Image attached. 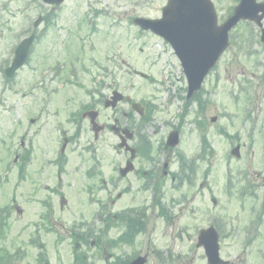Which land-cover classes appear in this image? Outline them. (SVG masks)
Returning <instances> with one entry per match:
<instances>
[{"label": "rangeland", "instance_id": "1", "mask_svg": "<svg viewBox=\"0 0 264 264\" xmlns=\"http://www.w3.org/2000/svg\"><path fill=\"white\" fill-rule=\"evenodd\" d=\"M116 1L110 14L105 9L107 0L94 5L105 13L96 19L93 31L83 19L89 11L86 0H68L58 11V23L66 24L70 36L65 48L53 28L34 46L29 63L9 87L0 75V170L5 167L6 171L0 175V206L14 197L17 204V212H11L2 230L0 246L6 249L2 252L15 248L17 264H124L120 260L133 254L146 256L145 264H206L202 248L196 247V234L216 224L221 258L230 264H264L262 179L258 188L243 193L247 180L254 181L256 174L264 176V44L259 39L260 28L252 22L238 23L230 33L232 43L203 82L198 97L186 100V80L171 50L130 21L135 16L158 17L165 0ZM129 2L140 6L132 7ZM212 2L219 23L237 4V0ZM13 31L0 37V64L16 43ZM20 33L17 31V42ZM76 57L80 61L74 75L65 68L58 72L56 66L75 62ZM52 65L48 73L39 70ZM246 79L251 81L250 91ZM113 89L154 105L144 126H137L139 117L132 115L142 138L135 167L147 170L153 157L152 162H158L167 153L162 150L164 138L176 130L178 151L194 166L191 180H183L179 189L168 187L162 194L160 189L155 190L157 194L144 191V177L136 174L118 180L117 168L124 165L122 150L115 149L118 139L107 128L93 140L87 120L80 123L81 135L65 143L66 165L56 161L62 132L71 137L77 127L72 113L92 103L98 91L109 95ZM119 108L118 118L128 111L125 104ZM100 110L104 111L98 122H111V111L103 106ZM221 128L227 135L219 134ZM200 135L206 136L207 143L198 159ZM136 141L135 135L130 144ZM236 144L240 145L238 158L230 155ZM15 150L18 159L20 154L27 155L21 171L18 159L14 162ZM152 194L165 206L163 218L150 205ZM142 208H146L144 220L130 222L142 230L130 241L117 240L126 229L117 224L116 214ZM98 212L108 215L106 221L99 222ZM93 225L92 236L82 241L80 233L84 235ZM73 233L79 236L71 239ZM82 255L86 258L81 259Z\"/></svg>", "mask_w": 264, "mask_h": 264}, {"label": "water", "instance_id": "2", "mask_svg": "<svg viewBox=\"0 0 264 264\" xmlns=\"http://www.w3.org/2000/svg\"><path fill=\"white\" fill-rule=\"evenodd\" d=\"M240 18L259 23L264 18V3L256 4L255 0H241L240 5L235 8L233 16L219 28L215 26L216 16L209 0H168V4L163 10V19L152 21L137 18L134 22L140 28L150 29L171 41L187 77L188 97H190L194 91L199 89L204 76L225 48L228 30ZM198 21L207 22L208 25L200 28L196 23ZM31 41L30 37L18 45L12 65L6 71L8 77L24 63ZM261 41L264 43V28L261 30ZM121 98L122 96L115 92L111 105L114 106ZM133 108L140 112L138 105H134ZM89 115L94 124V131L98 132L101 127L94 123L96 113H89ZM176 141L174 135L172 144H176ZM122 145L119 144V146ZM231 153L238 156V146ZM131 169V166L128 165L121 169L120 173L125 175ZM217 241L218 235L215 229L209 227L200 231L197 246L204 248L208 264H227L228 262L219 257ZM144 262L143 257H138L130 264H143Z\"/></svg>", "mask_w": 264, "mask_h": 264}, {"label": "flooded vegetation", "instance_id": "3", "mask_svg": "<svg viewBox=\"0 0 264 264\" xmlns=\"http://www.w3.org/2000/svg\"><path fill=\"white\" fill-rule=\"evenodd\" d=\"M68 0H63L60 4H53V3H46V0H2L0 3V37H2L4 34H6L8 31L14 30L12 33V38H17V31H22L26 28L27 25L30 26L29 28H26L28 33L26 34H32L34 36V42L39 43L44 38V36L53 28L59 33L58 37H62L63 40V46L65 48V43L70 41V36L68 34V28L66 27V24L60 25L58 23L59 15L58 12L60 8L67 3ZM113 2H110V0H107L108 6L106 7L110 9V12H112V9L114 6H116L117 1L111 0ZM167 0H165L166 3ZM86 3L88 5V10L90 13L95 14L97 13V10L94 5L101 4L100 0H86ZM165 5V4H164ZM163 5V6H164ZM163 6L160 9V12L163 8ZM22 18V19H21ZM84 23L85 20H84ZM65 31V32H61ZM11 34V33H10ZM56 37V35L54 34ZM21 37V36H20ZM43 38V39H42ZM162 43H164L163 40H161ZM14 55V49L12 51V55L9 59L11 62ZM9 62V63H10ZM0 66V74L4 75L5 68L9 65ZM36 66H38L36 64ZM50 66H46L47 68ZM42 70V69H39ZM37 68V72L39 71ZM112 92V91H111ZM108 96L105 94L103 97L98 98L97 101L90 104L89 110H94L95 108H98L101 106V104H105V101L107 100ZM129 105V104H127ZM144 107H147L146 105ZM103 112V111H102ZM100 112V115L101 113ZM115 116V113H111L109 116V119ZM126 119L127 123L121 127L119 120L117 118L111 119V123H114V125L117 128H114V133L117 135L120 134L121 128H129L130 130H133L134 133L137 131V127H134L135 124L132 123L129 117V113H126ZM82 120H85V118ZM109 121L104 123V126L110 129L111 123H108ZM140 126V125H137ZM167 141L163 144V152L167 151L166 154H163V156L159 159L158 162H149L148 164L152 165L150 168H148L146 171H143V175L148 178V180L151 181V184L149 186L153 189H162L165 190L166 188L170 187L171 189L177 188L179 185H181L182 180H187L186 175L187 173L182 175V168L179 162V153H175V149H172L169 145L166 144ZM129 155L128 152H123V158H126V156ZM126 161V159H125ZM135 164H137L136 158L134 160ZM260 179V175L256 174V177L253 178L254 184L257 185L258 180ZM3 188H0V197L2 193ZM13 209L14 211H17V206L13 203L10 205L9 209ZM4 205L0 206V213H3ZM10 217V215H9ZM3 222H5V218H3ZM0 239L1 233H0ZM3 256L2 253H0V262L2 261Z\"/></svg>", "mask_w": 264, "mask_h": 264}]
</instances>
